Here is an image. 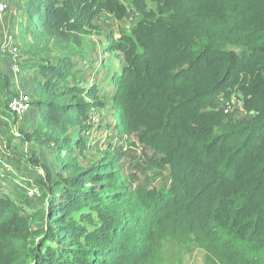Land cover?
Masks as SVG:
<instances>
[{"label":"trees","instance_id":"trees-1","mask_svg":"<svg viewBox=\"0 0 264 264\" xmlns=\"http://www.w3.org/2000/svg\"><path fill=\"white\" fill-rule=\"evenodd\" d=\"M23 2L19 69L39 117L7 144H37L53 166L25 160L40 194L0 192V264H147L168 245L169 261L198 247L205 264H264V0ZM106 21L100 66L119 68L103 89L85 41ZM14 84L0 70L5 126ZM233 92L246 116L224 113ZM106 105L118 137L151 154L155 187L128 184L106 154L76 161ZM14 164L0 171L23 178Z\"/></svg>","mask_w":264,"mask_h":264},{"label":"rangeland","instance_id":"rangeland-1","mask_svg":"<svg viewBox=\"0 0 264 264\" xmlns=\"http://www.w3.org/2000/svg\"><path fill=\"white\" fill-rule=\"evenodd\" d=\"M25 0H3L5 3L7 10L2 18L3 23L7 22L11 24L7 26V31H10L15 35L17 41L12 46H14L18 50V62L21 65L23 60H25L24 50L19 46L20 42V27L25 24L27 21V17L21 11V4H23ZM130 23L128 19L126 23H122V28H126ZM116 24V23H115ZM117 25V24H116ZM22 29V27H21ZM109 31L116 32L115 28H112L111 22H104L101 26V31L98 34H89L85 41L87 43L86 50H93L94 54L92 60L96 62V69L98 72V76H96L97 81L99 82L100 88L105 89L106 83L109 82L110 78L108 72L118 71L119 63L117 60L109 59L110 64L105 68L100 66V63L103 59H105L106 55L102 53V48L106 42V36ZM3 56V61L0 65V70L7 76H9L16 84L14 85L13 91L16 96L20 94L27 95L32 101L31 90L32 85H30V78L32 77V73L30 71H20L19 74L15 75L9 70V60L8 57L5 58ZM106 68H109V71L106 72ZM92 76H95L93 74ZM19 90V91H18ZM1 100V99H0ZM226 104L224 106V113L227 114L231 112L234 107H237V111L235 115L238 117L246 116L242 107L243 98L240 94L232 93L229 101H223L222 104ZM1 112V110H0ZM39 117V112L37 109L32 108L30 112L24 116L22 119H15L16 123L11 124L9 126H5L6 120L4 117L0 115L2 121L0 120V161L6 163V161L14 162V168L12 165L10 166V170L13 174L16 172L22 171L25 165V160H31L30 158H36L40 162V164H47L48 166H53V162L51 156L46 153L45 150L41 149L37 144L31 143H22L20 140L13 139L10 144H7L9 141L8 136L12 135L14 138H18V130L19 128L32 129L36 126L37 120ZM92 121L88 122V124L92 125V128L87 131L84 136L87 139L89 144H92V148L90 151L84 152V155L78 156L75 155L76 161L78 164L82 166H90L94 163H97L102 160L103 154L108 155V159L115 162L116 168L124 174L127 179V183H131L133 180L136 183L141 184L142 186H148V188L155 187L159 180L153 181L154 173L150 170L151 165H146V158L150 157V153L145 151V154L141 150L140 146L130 147V143L125 142L123 138L118 137L116 129L112 127L114 125L113 113L109 110V105H106V108L94 110V113L91 116ZM1 124L4 126L1 127ZM8 127V128H7ZM11 145V146H10ZM122 147V153L117 155L118 157L114 159L115 152ZM127 150V151H126ZM126 151V152H125ZM119 153V152H117ZM114 154V155H113ZM147 156V157H146ZM8 164V163H7ZM38 166V167H37ZM40 165L34 166L35 171H38ZM9 168V167H8ZM53 168V167H52ZM58 168L56 164L55 170ZM30 169V168H29ZM27 174L23 172L18 173L20 176H24L22 179H10L11 177H5L7 175V171H0V192L4 194L11 195L15 191L23 190V188L34 186L33 188H29V190L33 193H39L40 191L38 187L33 184V181L30 177V172ZM39 173L42 174L41 171ZM26 182V183H25ZM36 198V197H35ZM34 199V198H33ZM173 245H168L165 248V256L157 255V257L151 262L147 264H205V254L198 247H193L192 250L186 251V253H181V261L177 262L169 261L168 256L172 253Z\"/></svg>","mask_w":264,"mask_h":264},{"label":"built area","instance_id":"built-area-1","mask_svg":"<svg viewBox=\"0 0 264 264\" xmlns=\"http://www.w3.org/2000/svg\"><path fill=\"white\" fill-rule=\"evenodd\" d=\"M6 10L7 7L5 3L3 2V0H0V22L2 21ZM13 44L14 43L12 38L10 36H6L3 40L0 41V52L3 56L6 55L11 60V72L17 75L20 72L18 62V50L14 46H12ZM30 104L31 100L27 98V95L20 94L19 96L10 98L7 104L8 112L14 117L21 118L31 110ZM29 188L33 187L31 186L26 188L27 195L33 196L34 192L32 193Z\"/></svg>","mask_w":264,"mask_h":264},{"label":"crops","instance_id":"crops-1","mask_svg":"<svg viewBox=\"0 0 264 264\" xmlns=\"http://www.w3.org/2000/svg\"><path fill=\"white\" fill-rule=\"evenodd\" d=\"M9 25V27L11 26V24L10 23H6V24H4L3 23V20L0 22V41L1 40H3L6 36H10L11 38H12V40H13V43H16V41H17V39H16V37H15V35L14 34H12L10 31H7V26ZM15 85V87H16V84H14ZM19 91V90H18ZM14 117V116H13ZM22 118H24V116L23 117H21V118H18V119H22ZM0 120L2 121V118H0ZM4 125L3 124H1V127H3ZM17 179H22V178H17Z\"/></svg>","mask_w":264,"mask_h":264}]
</instances>
